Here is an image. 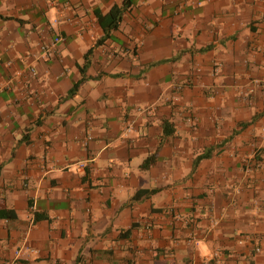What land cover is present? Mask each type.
I'll return each instance as SVG.
<instances>
[{
  "label": "crops",
  "instance_id": "crops-1",
  "mask_svg": "<svg viewBox=\"0 0 264 264\" xmlns=\"http://www.w3.org/2000/svg\"><path fill=\"white\" fill-rule=\"evenodd\" d=\"M122 2L0 0V264H264V0Z\"/></svg>",
  "mask_w": 264,
  "mask_h": 264
},
{
  "label": "trees",
  "instance_id": "trees-1",
  "mask_svg": "<svg viewBox=\"0 0 264 264\" xmlns=\"http://www.w3.org/2000/svg\"><path fill=\"white\" fill-rule=\"evenodd\" d=\"M133 4H134V0H123L122 5H120V6L114 5L109 10V12L107 14H102V13L96 12L98 22L101 25L102 29L104 30V36L96 43V46L103 44L104 42H106L108 39H110L112 37V32L117 30L120 27V24L122 22V19H123L125 13L130 10V8L133 6ZM208 48L209 47H207L204 50H207ZM201 51H203V49H201ZM91 54H92V49H90L88 51V53L85 55V63L83 65V67L81 68L82 74L86 72V69L89 66V63H90L89 58H90ZM175 59L176 58H173L172 60H175ZM153 65H155V64H153ZM153 65H151V66H153ZM86 80H88V78L84 75L79 82L75 83L74 86L72 87L71 91L69 92L67 98H71V97L75 96V94L78 92L80 86ZM252 122H250V123H252ZM250 123L242 124L241 126L245 127V126L249 125ZM165 132H166V134H169L166 129H165ZM214 150H215V148H210V149L206 150L204 153H202L201 155H199L194 162V169L197 167L198 163L201 160L210 158ZM151 161H152V159L147 160L146 164L150 163ZM0 217L12 218L13 216L11 215L10 211H6V212H0ZM43 218H44L43 216L36 214L34 217V221L37 222Z\"/></svg>",
  "mask_w": 264,
  "mask_h": 264
},
{
  "label": "built area",
  "instance_id": "built-area-1",
  "mask_svg": "<svg viewBox=\"0 0 264 264\" xmlns=\"http://www.w3.org/2000/svg\"><path fill=\"white\" fill-rule=\"evenodd\" d=\"M59 41H60V38H57L55 42L57 43V42H59ZM177 91L180 92V91H181V87L178 86V87H177Z\"/></svg>",
  "mask_w": 264,
  "mask_h": 264
}]
</instances>
